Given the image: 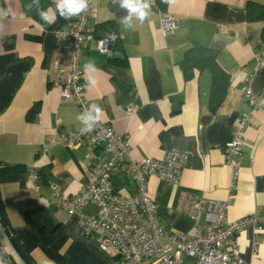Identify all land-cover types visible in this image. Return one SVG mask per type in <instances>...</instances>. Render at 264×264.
I'll return each instance as SVG.
<instances>
[{
  "label": "crops",
  "instance_id": "1",
  "mask_svg": "<svg viewBox=\"0 0 264 264\" xmlns=\"http://www.w3.org/2000/svg\"><path fill=\"white\" fill-rule=\"evenodd\" d=\"M248 1L264 4V0H155L150 16L143 23L134 20L130 29L118 23L127 14L118 4L91 2L89 24L98 33L117 32L119 42L105 54L88 42L80 50L89 104H98L103 109L101 122L128 139L132 160H162L170 151L189 155L178 184L157 175L147 178V193L168 234L195 230L194 221L177 209L182 191L228 201L227 222L264 214V104L252 111L244 132L234 191L229 189L231 169L224 155L240 114L250 109L244 96L247 86L258 100L264 98L260 37L264 21L248 19ZM31 3L0 0V10L9 12L0 16L1 205L15 237L36 264H116L114 256L100 249L96 235H84L77 216L50 204L56 190L69 198L83 190L93 157L106 162L112 156L102 147L87 155L84 141L71 148L59 143L61 136L81 125L78 107L73 100H61L58 76L51 70L54 60L67 58L57 32L68 19L57 13L55 22L46 24L35 7H28ZM50 7L55 8V0H40L41 9ZM161 14L176 19L171 34L161 33ZM204 49L216 52L212 64L198 67L186 61ZM89 60L97 68L94 73L84 70ZM89 75L95 85L87 83ZM50 137L47 153L39 154ZM32 164L38 174L34 181L29 177ZM114 191L132 195L135 186L127 181ZM82 211L95 215L98 208L90 202ZM198 224H204V217ZM234 241L247 263L264 264V228L245 227ZM0 245L10 264L11 259L24 264L1 222Z\"/></svg>",
  "mask_w": 264,
  "mask_h": 264
},
{
  "label": "built area",
  "instance_id": "2",
  "mask_svg": "<svg viewBox=\"0 0 264 264\" xmlns=\"http://www.w3.org/2000/svg\"><path fill=\"white\" fill-rule=\"evenodd\" d=\"M67 20L57 32L66 59H56L51 70L57 74L55 84L60 88L61 100H73L80 113L90 106L85 96L84 75L80 68V50L85 42L105 54L115 41V34L100 36L95 25L89 24L91 10ZM155 0L152 5H154ZM177 21L166 14L160 15L159 26L163 35L171 34ZM259 58V57H258ZM245 100L250 109L240 114L232 137L224 148L225 163L231 169L230 191H234L239 177V158L244 145V132L248 127L252 111L264 104V98L258 100L249 86L245 89ZM128 113L133 112L129 109ZM82 125L58 140L63 146L73 147L84 141L87 155L95 149L110 154L109 161L93 157L89 165V177L83 190L73 198L66 197L56 190L50 204L64 209L69 215L79 218L85 236L96 235L100 249L116 258V264H183L190 259L195 264H249L239 254L234 236L245 227L264 228V214H251L234 222H227L228 201L206 198L192 191H182L177 209L195 223L193 232L176 235L165 232L157 219L155 205L147 193L146 182L151 175L172 184H178L181 173L186 167L189 155L184 152L170 151L162 160L144 158L136 161L129 156L128 139L117 134L110 125L98 123L91 132L82 133ZM53 139L47 138L39 154L48 151ZM32 181L38 178L37 170L29 166ZM132 182L135 193L122 195L113 189V178ZM94 202L98 208L95 215L83 213L82 208ZM204 217V224L198 221ZM258 240H252V248L257 251ZM0 264H10L6 249L0 245Z\"/></svg>",
  "mask_w": 264,
  "mask_h": 264
},
{
  "label": "clouds",
  "instance_id": "3",
  "mask_svg": "<svg viewBox=\"0 0 264 264\" xmlns=\"http://www.w3.org/2000/svg\"><path fill=\"white\" fill-rule=\"evenodd\" d=\"M154 0H112L114 5H119L120 9L127 13L118 21L125 29L133 27V21L143 23L151 14V7ZM89 0H55V8L46 10L40 8V0H32L28 5L30 9L35 7L37 14L46 24H52L57 18V13L61 18L70 19L78 16L88 9ZM9 12L0 10V16H7ZM84 70L86 73H94L97 71L95 63L91 60L85 63ZM89 85H95L96 80L91 75L87 77ZM103 109L98 104H91L86 111L80 113L76 119L82 125L80 131L82 133L91 132L94 127L101 122Z\"/></svg>",
  "mask_w": 264,
  "mask_h": 264
},
{
  "label": "trees",
  "instance_id": "4",
  "mask_svg": "<svg viewBox=\"0 0 264 264\" xmlns=\"http://www.w3.org/2000/svg\"><path fill=\"white\" fill-rule=\"evenodd\" d=\"M245 10L247 13V17L250 21H264V4H259V3L248 1L246 3ZM95 30H96V26H95ZM108 33L115 34L116 39L114 42L115 43L119 42V35L117 32L113 30L109 32L102 31V33L99 32L98 34L102 36ZM260 37H261V46H264V29H262ZM215 57H216V52H214L213 50H208V49L196 50L195 52H193L187 57L186 61L188 63H191L193 66L205 67V66H208L209 64H212L215 61ZM126 182L127 181L123 178L122 180L115 178L113 182L114 190H116L117 187H120L126 184Z\"/></svg>",
  "mask_w": 264,
  "mask_h": 264
},
{
  "label": "water",
  "instance_id": "5",
  "mask_svg": "<svg viewBox=\"0 0 264 264\" xmlns=\"http://www.w3.org/2000/svg\"><path fill=\"white\" fill-rule=\"evenodd\" d=\"M0 222L3 226L4 231L6 232L10 243L12 244L13 248L16 250L20 258L23 260L24 264H36L34 260L28 255V253L22 248L19 241L15 237L13 231L11 230L7 219L5 217L1 201H0ZM11 264H17L14 260L11 259Z\"/></svg>",
  "mask_w": 264,
  "mask_h": 264
},
{
  "label": "rangeland",
  "instance_id": "6",
  "mask_svg": "<svg viewBox=\"0 0 264 264\" xmlns=\"http://www.w3.org/2000/svg\"><path fill=\"white\" fill-rule=\"evenodd\" d=\"M183 264H192V263H191V261L186 259V260H184Z\"/></svg>",
  "mask_w": 264,
  "mask_h": 264
}]
</instances>
